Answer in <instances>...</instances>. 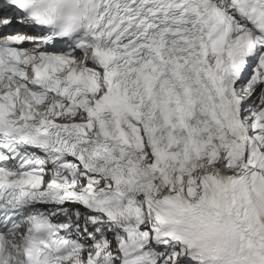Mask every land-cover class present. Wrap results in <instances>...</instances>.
Segmentation results:
<instances>
[{
	"label": "snow or ice",
	"instance_id": "6c2138e0",
	"mask_svg": "<svg viewBox=\"0 0 264 264\" xmlns=\"http://www.w3.org/2000/svg\"><path fill=\"white\" fill-rule=\"evenodd\" d=\"M0 264H264V0H0Z\"/></svg>",
	"mask_w": 264,
	"mask_h": 264
}]
</instances>
